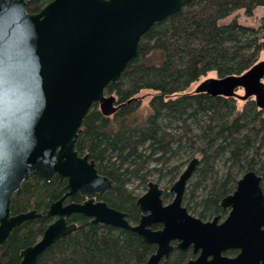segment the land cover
Segmentation results:
<instances>
[{
    "label": "water",
    "instance_id": "95a60500",
    "mask_svg": "<svg viewBox=\"0 0 264 264\" xmlns=\"http://www.w3.org/2000/svg\"><path fill=\"white\" fill-rule=\"evenodd\" d=\"M31 1L0 0V246L15 228L42 216L36 210L12 215L13 195L31 176L50 181L57 175L67 180V192L50 204L47 216L54 220L36 244L21 251L20 264H36L46 249L74 232L77 224L68 222L74 214L131 230L156 245L147 264L167 260L173 242L200 252L186 264H264V192L255 172L244 174L223 199L225 220L203 221L183 206L200 162L194 157L171 187L170 203L164 204L160 185L150 182L137 201L143 214L134 225L126 213L96 199L113 182L76 149L94 104L106 116L119 108L106 87L137 57L142 37L193 0H52L39 12L28 10ZM193 92L253 98L264 110V61L241 75L208 78ZM77 194L87 200L65 203ZM157 224L162 228L154 229ZM230 249L240 253L223 256Z\"/></svg>",
    "mask_w": 264,
    "mask_h": 264
},
{
    "label": "trees",
    "instance_id": "16d2710c",
    "mask_svg": "<svg viewBox=\"0 0 264 264\" xmlns=\"http://www.w3.org/2000/svg\"><path fill=\"white\" fill-rule=\"evenodd\" d=\"M49 0H32L30 12H39ZM264 0H193L179 12L156 23L141 39L138 55L116 82L106 87L118 99L117 111L106 116L94 104L83 121L76 144L89 154L100 174L113 186L97 199L127 214L138 224L137 204L150 182L163 189L164 202L174 197L171 187L194 157L200 162L188 182L183 204L201 220L225 216L221 203L239 179L253 171L262 178L264 192V110L253 98L186 92L210 73L241 75L259 62L264 52V18L258 28L236 19L222 21L238 10L252 16ZM156 94L142 112L138 95ZM67 180L31 176L11 198V213L36 210L42 216L15 228L0 246V264H20L21 251L36 244L53 219L48 208L67 192ZM143 193V194H144ZM77 194L67 202H84ZM77 229L58 240L36 264H147L156 245L137 233L106 224H93L82 214L68 219ZM193 250L174 248L163 264H184Z\"/></svg>",
    "mask_w": 264,
    "mask_h": 264
},
{
    "label": "rangeland",
    "instance_id": "374dc122",
    "mask_svg": "<svg viewBox=\"0 0 264 264\" xmlns=\"http://www.w3.org/2000/svg\"><path fill=\"white\" fill-rule=\"evenodd\" d=\"M264 18V8L262 7H257L254 10V13L252 16H248L244 10H238L236 12H234L230 17H228L227 19L223 20L222 23L223 24H228L230 22H232L233 20H237L240 22V24L242 25H246V26H250V27H254V28H258L261 25V22L263 21ZM259 61H264V52H262L260 54V59ZM217 77L216 73H210L207 76L201 78L198 82L194 83L186 92H193L194 90H196V88L200 85L201 82H203L204 80L208 79V78H214ZM156 93L154 91H150V90H143L138 97L141 99L142 101V112L143 113H147L148 111V104L151 100V98L155 95ZM239 95H244V91L243 90H239L238 91ZM239 104H243L244 100L239 99ZM132 187L136 189L137 192L139 193H144L143 191L140 190L139 186H138V182H134L132 184Z\"/></svg>",
    "mask_w": 264,
    "mask_h": 264
},
{
    "label": "flooded vegetation",
    "instance_id": "af4514ba",
    "mask_svg": "<svg viewBox=\"0 0 264 264\" xmlns=\"http://www.w3.org/2000/svg\"><path fill=\"white\" fill-rule=\"evenodd\" d=\"M52 0H49V2H51ZM41 11V10H40ZM148 190V189H147ZM173 193V192H172ZM82 195V194H81ZM143 195V194H142ZM141 195V196H142ZM173 195H174V197H175V194L173 193ZM185 195V194H184ZM84 196V195H83ZM85 197V196H84ZM174 197L172 198V200L174 199ZM96 199H97V197H96ZM87 200V197H85V200H84V202ZM98 200H100V199H98ZM172 200H170V201H168V202H164V204H168V203H170ZM183 200H184V197H183ZM65 203L67 204V203H70V202H67V199H66V201H65ZM81 203H83V202H81ZM183 206H184V204H183ZM186 207V206H185ZM187 208V207H186ZM225 210H227L228 211V213L225 215V216H223V217H221V216H217V217H220V221H219V223H221L223 220H225L226 218H227V216H228V214H229V209H225ZM189 211V210H188ZM190 212V211H189ZM142 213V212H141ZM191 213V212H190ZM143 214V213H142ZM142 214H141V217H142ZM192 214V213H191ZM193 215V214H192ZM141 217H140V219H141ZM197 217V216H196ZM216 218V217H215ZM53 219V218H52ZM214 219V218H213ZM213 219H211V220H213ZM54 220V219H53ZM140 221V220H139ZM204 221V220H203ZM207 221H210V220H207ZM53 222V221H52ZM153 228L154 229H160V228H162V225L161 224H157V225H154L153 226ZM173 245H174V248L176 247V248H178V243L177 242H173ZM156 249H157V247H156ZM188 249H192L193 250V254H194V258H192V259H196V258H198V256H199V254H200V252H198V253H194V249H193V247L191 246L190 248H188ZM187 249V250H188ZM174 250V249H173ZM240 253V250L239 249H230V250H227L226 252H224L223 253V256H225V257H228V258H235L238 254ZM169 259V258H168ZM167 259V260H168ZM192 259H190V260H192ZM210 259H211V257H210ZM167 260H163L162 262H161V264H163L165 261H167ZM189 260V261H190ZM188 261V262H189ZM187 263V262H186ZM186 263H184V264H186Z\"/></svg>",
    "mask_w": 264,
    "mask_h": 264
},
{
    "label": "bare ground",
    "instance_id": "6f19581e",
    "mask_svg": "<svg viewBox=\"0 0 264 264\" xmlns=\"http://www.w3.org/2000/svg\"><path fill=\"white\" fill-rule=\"evenodd\" d=\"M147 263V262H146Z\"/></svg>",
    "mask_w": 264,
    "mask_h": 264
}]
</instances>
